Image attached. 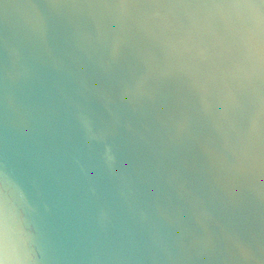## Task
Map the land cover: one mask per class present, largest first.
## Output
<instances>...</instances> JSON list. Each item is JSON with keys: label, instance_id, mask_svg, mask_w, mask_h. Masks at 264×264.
<instances>
[{"label": "bare ground", "instance_id": "6f19581e", "mask_svg": "<svg viewBox=\"0 0 264 264\" xmlns=\"http://www.w3.org/2000/svg\"><path fill=\"white\" fill-rule=\"evenodd\" d=\"M0 38L125 213L98 205L96 264H264V0H0ZM0 171L22 182L1 144ZM18 190L0 264H70Z\"/></svg>", "mask_w": 264, "mask_h": 264}, {"label": "water", "instance_id": "95a60500", "mask_svg": "<svg viewBox=\"0 0 264 264\" xmlns=\"http://www.w3.org/2000/svg\"><path fill=\"white\" fill-rule=\"evenodd\" d=\"M9 45L0 38V144L6 148L13 169L24 184L16 183L6 172L0 171V177L12 189L22 191L28 201L34 200L40 208L34 215L42 218V225L52 233V242L70 264H96L94 231L102 240L105 238L98 220V205L104 215L125 213L119 210L105 182L107 189L94 188L88 195L82 179L91 177L81 163L79 168L71 165L79 177L77 183L72 179L56 147L58 143L63 147L64 144L46 115L50 112L48 103L25 66L28 60ZM108 159L106 162L111 163ZM96 169L99 170L97 166ZM97 180H100L98 174ZM92 186L98 187L94 181Z\"/></svg>", "mask_w": 264, "mask_h": 264}]
</instances>
